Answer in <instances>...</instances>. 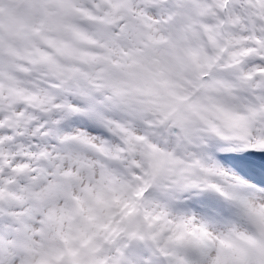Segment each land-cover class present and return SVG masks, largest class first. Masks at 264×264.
I'll return each mask as SVG.
<instances>
[{"label": "rangeland", "instance_id": "rangeland-1", "mask_svg": "<svg viewBox=\"0 0 264 264\" xmlns=\"http://www.w3.org/2000/svg\"><path fill=\"white\" fill-rule=\"evenodd\" d=\"M22 1L0 0V264H161L144 239L264 264V187L224 161L264 170V0H232L219 63L227 0Z\"/></svg>", "mask_w": 264, "mask_h": 264}, {"label": "bare ground", "instance_id": "bare-ground-1", "mask_svg": "<svg viewBox=\"0 0 264 264\" xmlns=\"http://www.w3.org/2000/svg\"><path fill=\"white\" fill-rule=\"evenodd\" d=\"M232 0H227L226 3H225V8H224V12H223V15H222V25H221V31L224 35V37L226 36V33H227V22H228V8H229V5L231 3ZM227 44L225 45L223 51H222V56L221 58L224 57V55L226 54L227 52ZM221 58L220 60L218 61V63L221 61ZM111 141V140H110ZM109 141V142H110ZM108 142V143H109Z\"/></svg>", "mask_w": 264, "mask_h": 264}, {"label": "water", "instance_id": "water-1", "mask_svg": "<svg viewBox=\"0 0 264 264\" xmlns=\"http://www.w3.org/2000/svg\"><path fill=\"white\" fill-rule=\"evenodd\" d=\"M75 218H76V221L79 222V221L81 220V215H80V213H78V214L75 216Z\"/></svg>", "mask_w": 264, "mask_h": 264}, {"label": "trees", "instance_id": "trees-1", "mask_svg": "<svg viewBox=\"0 0 264 264\" xmlns=\"http://www.w3.org/2000/svg\"><path fill=\"white\" fill-rule=\"evenodd\" d=\"M230 24H233V22L230 21Z\"/></svg>", "mask_w": 264, "mask_h": 264}, {"label": "snow or ice", "instance_id": "snow-or-ice-1", "mask_svg": "<svg viewBox=\"0 0 264 264\" xmlns=\"http://www.w3.org/2000/svg\"><path fill=\"white\" fill-rule=\"evenodd\" d=\"M102 203H105V202L102 201Z\"/></svg>", "mask_w": 264, "mask_h": 264}]
</instances>
